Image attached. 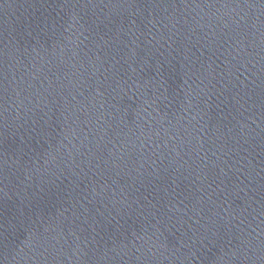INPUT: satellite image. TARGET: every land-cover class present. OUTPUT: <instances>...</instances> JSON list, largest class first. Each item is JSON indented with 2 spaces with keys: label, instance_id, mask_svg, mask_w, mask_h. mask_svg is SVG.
<instances>
[{
  "label": "water",
  "instance_id": "water-1",
  "mask_svg": "<svg viewBox=\"0 0 264 264\" xmlns=\"http://www.w3.org/2000/svg\"><path fill=\"white\" fill-rule=\"evenodd\" d=\"M0 264H264L260 0H0Z\"/></svg>",
  "mask_w": 264,
  "mask_h": 264
}]
</instances>
